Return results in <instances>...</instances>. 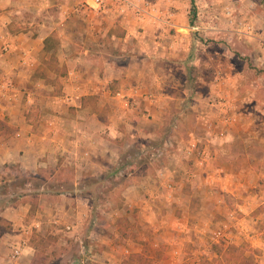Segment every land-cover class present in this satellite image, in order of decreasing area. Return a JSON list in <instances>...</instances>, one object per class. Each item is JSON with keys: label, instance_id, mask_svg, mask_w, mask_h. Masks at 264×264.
Masks as SVG:
<instances>
[{"label": "crops", "instance_id": "1", "mask_svg": "<svg viewBox=\"0 0 264 264\" xmlns=\"http://www.w3.org/2000/svg\"><path fill=\"white\" fill-rule=\"evenodd\" d=\"M130 1L120 13L116 2L112 10L99 11L85 0H0V168L37 174L52 160L67 158L78 176L119 169L128 137L145 134L134 117L145 120L153 113L158 121L160 88L168 85L161 61L191 54L194 30L203 27L191 23L190 0ZM51 38L57 40L49 45ZM53 54L55 68L47 65ZM103 104L109 108L105 115ZM238 122L237 112L223 109L221 138ZM199 146L194 141L173 149L151 174L127 173L135 175L122 192L123 205L109 212L117 218L109 219V238L99 229L88 235L96 241L82 240L92 210L82 195L45 190L38 209L23 202L29 203L24 211H6L12 229L1 244L0 264H34L35 237L42 231L65 246L75 238L81 252L103 264H196L199 253L214 259L216 242L249 245L247 255L264 264V232L257 228L260 216L253 215L264 194L249 193L258 159L236 168L232 148ZM119 219L128 222L127 229ZM33 224L40 227L27 233ZM219 231L224 236L218 238ZM24 238L23 256L11 261V243Z\"/></svg>", "mask_w": 264, "mask_h": 264}, {"label": "rangeland", "instance_id": "2", "mask_svg": "<svg viewBox=\"0 0 264 264\" xmlns=\"http://www.w3.org/2000/svg\"><path fill=\"white\" fill-rule=\"evenodd\" d=\"M196 4L198 18L195 24L203 29L194 30L191 54L183 52L180 58L170 56L161 61L168 68V85L160 88V107L158 111L154 110L160 112V116L156 122L153 113L146 115L145 120L134 117L135 123L142 124L141 130L145 134H131L128 137L132 156L122 171L126 175L120 172L113 176L114 169H107L94 176L89 171L78 176L73 163L67 158L64 161L52 160L49 167L37 174L19 168H0V253L1 244L9 237V229H12V224L4 220L3 213L24 211L23 206L31 202L35 205V200L38 201L35 209H38L42 206L43 194L40 193L45 190L85 196L92 210L83 229L82 240L86 244L92 243L93 239L96 241L88 235L99 229L109 238V219L117 220L110 218L109 212L123 205L125 199L122 192L127 190L129 181L135 175L130 174L128 178L127 173L156 172L162 162L171 158L169 156L173 149L180 145L190 147L194 141L199 143L202 151L206 147L233 149L235 157L239 159L236 168L237 165L240 168L244 165L248 167L257 158V172L253 175L249 193L254 197L264 194V0H196ZM50 10L56 14L60 11L55 6H51ZM189 56L194 59L186 60ZM47 65L57 67L53 55ZM187 65L194 67L190 80ZM53 81L59 85L57 79ZM142 106L148 114L149 111ZM101 109L103 115L109 111L104 104ZM223 109L239 115V122L231 128L226 138H221L218 132ZM202 155L199 151L196 156ZM195 159L190 157L188 160L193 164ZM93 180L95 183L91 184ZM11 181L20 185L28 183L25 184L26 188H20V191L28 193L25 199L12 196ZM7 187H10L9 193L5 194ZM253 215L260 216L257 228L264 232V203L253 211ZM30 219L29 214L27 223ZM120 221L123 229H127L128 222ZM121 222H117L118 226ZM72 240L69 246H65L50 232L37 233V252L33 263L103 264L104 259L100 260L98 256L93 258L92 253L84 254L79 242L75 238ZM211 247L214 259H209L211 255L199 253L198 256L193 255L197 256L196 264H234V260L228 262L225 256L233 245L227 248L216 242ZM242 247L246 251L249 245ZM96 251L102 252L101 247H97ZM216 254H219L218 259ZM82 257L85 258L84 263L80 261Z\"/></svg>", "mask_w": 264, "mask_h": 264}, {"label": "trees", "instance_id": "3", "mask_svg": "<svg viewBox=\"0 0 264 264\" xmlns=\"http://www.w3.org/2000/svg\"><path fill=\"white\" fill-rule=\"evenodd\" d=\"M191 1H192V16H191L192 20H191V23L195 24L196 23V19L198 18V7H197V4H196V0H191ZM53 40H57V39H52V38L49 39V41H48L49 45H50V42H52ZM56 46H58V45H57V43L54 42L52 47L56 48ZM53 58H55V54H53ZM193 59H194V57L191 56L189 60H193ZM193 69H194V67H191V66L189 67V78H192L191 75H192ZM65 72H66V69H64L61 73H65ZM131 153H132V149H130V150L126 151V153H124L123 163L121 164L119 169H114L113 176L119 174V171L122 170V169H125L127 164L130 163L129 159L132 156ZM43 182H45V181H43ZM92 183H95V181L94 180L91 181V184ZM25 184H28V183H25ZM25 184L24 185H20V184L14 182V181L10 182V187H12L11 188L12 190H10V192H13L12 196L16 197L15 199H17V197L26 196L28 194L26 192L20 191V188H26ZM10 187H7L5 194L9 193L8 190H9ZM1 200L2 199L0 198V201ZM33 204H34V202H33ZM37 205H38V201L35 200V205L33 207L35 208ZM228 250H229V252L227 251V253L225 255L228 262H232L234 260V264H258L254 260V257L247 255L245 249L242 246H239V247L233 246V247H231ZM231 250L233 251V254L231 253L232 252Z\"/></svg>", "mask_w": 264, "mask_h": 264}, {"label": "built area", "instance_id": "4", "mask_svg": "<svg viewBox=\"0 0 264 264\" xmlns=\"http://www.w3.org/2000/svg\"><path fill=\"white\" fill-rule=\"evenodd\" d=\"M113 1V2H110ZM119 3L120 7L119 10H117L118 12H122V13H126L127 12V8L125 7L126 4H130L131 1L130 0H85V3L88 7H90L91 9L94 10H99V11H107V10H112L113 7V3ZM227 119L225 118L224 121H226ZM228 121V120H227ZM40 225L39 224H33L31 225L30 228H26V232L30 233L33 232L34 229L39 228ZM67 231H71L72 230V226L68 225L66 227ZM225 233H223L222 231H219L217 233V237L219 238V236H224ZM27 240L24 238L21 241L17 242V243H11L10 245V255H9V259L13 262H16L19 258H21L24 254V249L27 246Z\"/></svg>", "mask_w": 264, "mask_h": 264}]
</instances>
